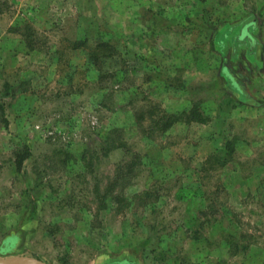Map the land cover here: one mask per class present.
Here are the masks:
<instances>
[{
	"label": "rangeland",
	"instance_id": "rangeland-1",
	"mask_svg": "<svg viewBox=\"0 0 264 264\" xmlns=\"http://www.w3.org/2000/svg\"><path fill=\"white\" fill-rule=\"evenodd\" d=\"M196 102L207 123L148 135ZM126 255L264 264V0H0V259Z\"/></svg>",
	"mask_w": 264,
	"mask_h": 264
},
{
	"label": "trees",
	"instance_id": "trees-1",
	"mask_svg": "<svg viewBox=\"0 0 264 264\" xmlns=\"http://www.w3.org/2000/svg\"><path fill=\"white\" fill-rule=\"evenodd\" d=\"M99 47L100 46H98L96 48H99ZM105 57H108V56L106 55ZM134 116H135L136 121H138V124L140 123L141 119L144 118L142 115H140V113H136V112L134 113ZM147 118L149 121V125H148L149 127L146 129V131L150 137L154 134L164 135L180 123H184V124L189 125L192 123L205 124L208 122V116H206L204 111L201 109V104L198 102H196L194 104L193 108H191L189 110H185L181 113L162 112L161 114L157 115L154 112H151V113H149V116ZM122 131L123 130L117 128V129H113L109 132L107 139H106V145L104 148L106 150L105 152L107 153V155L110 151L117 149L118 147L120 148V146L117 145L118 140L114 136L120 135L122 133ZM124 145H126V144H124ZM234 152H235L234 142L230 141V140L227 141L225 144V147H224L223 162L227 163L228 161L232 160V157L234 156ZM136 156L138 157L137 154H136ZM30 157H31V152H30L28 146H25L22 150H19V152L17 153V156H16L17 168L21 169L24 162L27 159H29ZM133 166H134L133 164L130 166H127V169L123 168V166H119L120 168L117 169L118 170L117 171V177L114 180V182L111 184V187L108 188L107 194L105 193L104 196L100 195V197H99V199H100L99 203L101 206V210L109 209V206L111 204V202H109V198L111 197V200L116 205V207L114 208L116 214L122 213L119 206L120 205L124 206L123 203L125 201L127 202V200L120 197V195L119 196L115 195L114 190H115V187L117 186L118 182L123 178V176H124L123 172L128 171L126 176L133 174V172H134ZM131 176H133V175H131ZM97 193H99V189H97ZM147 194L148 193H146V195ZM137 197H139V196H137ZM141 199H142V203H143L145 198H141ZM148 204H149V202L144 203L143 207H146ZM126 206H127V204H126ZM124 207H123V209H124ZM195 235H199V234L195 233ZM144 247H145L144 249H146V247H149L148 240L146 241V244L144 245ZM159 249L160 248H158V247L152 249L153 253H156L158 257L160 255L166 253L165 250H163V249L159 250ZM167 252H168V250H167ZM117 264H138V262L136 261L135 256L126 255V256H123V258L120 259V261L117 262Z\"/></svg>",
	"mask_w": 264,
	"mask_h": 264
},
{
	"label": "water",
	"instance_id": "water-1",
	"mask_svg": "<svg viewBox=\"0 0 264 264\" xmlns=\"http://www.w3.org/2000/svg\"><path fill=\"white\" fill-rule=\"evenodd\" d=\"M0 264H46L45 262L30 257H11L0 259Z\"/></svg>",
	"mask_w": 264,
	"mask_h": 264
}]
</instances>
